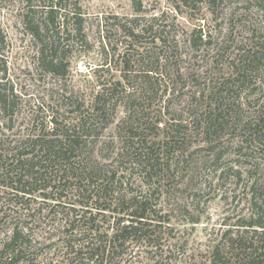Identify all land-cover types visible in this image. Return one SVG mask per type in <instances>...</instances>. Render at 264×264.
<instances>
[{
	"label": "rangeland",
	"instance_id": "1",
	"mask_svg": "<svg viewBox=\"0 0 264 264\" xmlns=\"http://www.w3.org/2000/svg\"><path fill=\"white\" fill-rule=\"evenodd\" d=\"M75 1L64 0L69 17ZM33 2L37 11L45 6L44 1ZM78 3L84 18V41L70 28L67 32L60 30L57 37H49L51 32L42 36L48 43L56 41V56L63 61V75H53L40 65L37 55L39 41L34 40L23 25L25 2L0 0V92L12 91L15 97L11 101L12 115L0 113V153L17 158L20 154L15 145L17 140L31 131L38 132L42 126L48 130L50 118L71 122L77 104H83L85 109L91 108L102 82H123V57L152 48L153 36L164 28L161 37L166 47L172 42H177L178 47L166 72L162 70L164 57L160 56L158 71H154L160 92L151 100H146L151 96L149 92L143 96L140 94L136 100V94L130 95L132 99H112L104 121L98 123L100 127L105 126L100 143L94 149L89 148L100 168L115 173L118 187L139 194L146 190L142 179L144 174L134 151L138 148L139 152V146L133 147L128 138H123L125 135L121 131L128 133L131 125L141 131L142 124L155 125L156 121L162 122L158 125L160 128L170 120L185 124L187 127L180 137H185V145L178 148L184 153L178 155L180 151L175 150L170 159L169 178L161 181V185L155 182L157 191L152 203L163 210L158 217L163 216L164 220L157 228L160 232L158 247L138 246L126 260L128 264H154L146 258L157 256V264H211L213 246L226 242L229 233L233 234L242 220L249 217L253 188L257 190L255 195L263 192L264 147H259L257 141L248 145L241 143L238 131L228 133L219 145L213 142L217 147L211 151L207 138L193 124L201 109L192 96L197 84L200 83L197 88H202L203 84L210 85L227 78L233 54L254 47L259 34L250 32L261 19L256 8L241 0H227L218 10L217 17H212L204 9L195 16L186 10L177 14L170 0H142L143 12L140 14L133 11L130 0H78ZM39 16L41 14L37 13L35 20ZM131 20L153 24L151 35L132 46L128 44L130 40L127 39L126 43V37L117 31L118 23L129 24ZM198 29L210 37L211 45L194 51L186 40ZM104 42L107 47L103 53ZM130 66L133 70L130 77L139 74V65L130 63ZM164 90L167 93L161 95ZM261 104H264V98L256 95V91L251 92L246 105L240 107L242 120L239 124L259 119L264 123V109L258 111ZM131 106L134 111L130 113ZM158 133L147 129L146 141L162 140L160 134L158 138L154 137ZM218 150L222 157L215 163ZM3 182L5 180L0 178V243L9 230L24 226L29 233V259L30 255L36 254L38 263L70 264L65 255L63 230L44 227L54 217L48 214L50 208L46 205L55 203L15 195L2 185ZM61 216H56V224L61 222ZM192 221L198 223L191 224Z\"/></svg>",
	"mask_w": 264,
	"mask_h": 264
},
{
	"label": "trees",
	"instance_id": "2",
	"mask_svg": "<svg viewBox=\"0 0 264 264\" xmlns=\"http://www.w3.org/2000/svg\"><path fill=\"white\" fill-rule=\"evenodd\" d=\"M23 1L25 2L23 25L31 37L39 41L37 55L40 65L53 75H63V61L56 56L58 52V46H54L56 41L48 43L43 37L50 32L49 37L53 38L52 35L57 37L60 30L67 32L70 28L74 35L84 41V18L78 0L73 3L71 17L66 11L64 0H36L45 3L40 11L34 9L33 0ZM130 1L136 14L143 12L142 0ZM226 1L170 0L177 14L186 10L195 16L204 9L212 17H217L218 10ZM241 1L247 6L253 5L261 18L250 32L252 35L259 34L254 47L233 54L229 62L230 74L223 78L224 81L203 84L202 88H197L200 87L199 83L192 96V100L201 109L193 124L199 127L201 134L207 138V144L212 146L211 151H215L217 147L213 146V142L219 145L228 133L236 134L238 131L241 133V143L248 145L257 141L259 147H264L263 121L259 119L239 124L240 119L242 120L240 107L246 105L251 92L256 91V95L264 98V0ZM37 13L41 16L35 20ZM117 25V31L126 37L125 42L127 39L130 40L128 44L131 46L141 42L146 35H151L153 28V24L137 23V20ZM162 30H159L156 37L153 36L152 48L144 49L140 54L135 52L123 57L121 63L123 82H102L100 90L93 98L91 108L85 109L83 104H77L71 122L58 121L53 117L50 118L48 130L42 126L38 132L31 131V134L17 140L15 145L20 150L17 151L20 153L17 158L9 153H0V178L5 180L2 184L5 188L21 197H37L45 203H55L53 206L46 205V208H50L48 214L54 217L44 224V227L47 226L49 229L59 227L63 230L61 233L64 235L62 240L65 242V255L69 257L67 260L70 264H128L126 257L131 255L134 248L142 245H146V248L158 247L160 232H157V228L164 220L163 216L158 217L163 210L152 203L157 191L155 182L160 184L169 178L171 156L173 157L175 150L180 151L178 149L180 146L185 145V137L182 139L180 137L187 126L181 121L170 120L171 122H165L160 128L158 125L162 122L156 121L155 125L142 124L141 131L132 125L129 126L128 133L125 130L121 131L125 135L123 138H128L133 147L136 144L139 146V152L138 148H134L135 157L145 176L140 175L146 185V190L139 194L123 191L118 187L115 173L100 168L89 147L94 149L95 145L100 143V134L105 126L100 127L98 123L104 121L112 99L122 97L132 99L136 94V100L140 94L143 96L149 92L151 96L146 100H151L160 92V86L154 77V71H158L160 56L164 57L165 64L162 70L166 72L178 47L177 42H172L170 47H166V42L161 37L164 33ZM202 35L205 33L198 29L186 40L194 51L211 45L210 37L205 35L202 38ZM158 41L159 44L156 43ZM105 47L107 44L104 42L103 53ZM171 47V50L165 51ZM130 63H136L140 67L137 70L139 74L134 77L129 76L133 72ZM106 65L107 62L104 66ZM141 68L143 70H139ZM167 80L169 81L168 78ZM129 89L132 91L128 92ZM165 93L167 90L161 95ZM13 98L15 97L12 91L0 92V113L12 115L13 112L10 110L13 107L11 104ZM263 109L264 104H261L258 111ZM133 111L134 106H131L129 112ZM149 128L159 132L154 137L158 138L160 134L162 140L154 139L147 142L145 131ZM183 153L184 151H180L178 155ZM215 153L216 163L221 159L222 152L218 150ZM261 191H263L261 194L255 195L257 190L255 188L252 190L254 195L249 217L242 220L233 234L229 233L226 242L213 246L210 253L211 264H264V188ZM57 215H62L58 225ZM27 231L24 226H16L9 230L0 243V264H42L37 262L36 254L30 255L31 259L27 257L31 249ZM146 259L157 264V256Z\"/></svg>",
	"mask_w": 264,
	"mask_h": 264
}]
</instances>
